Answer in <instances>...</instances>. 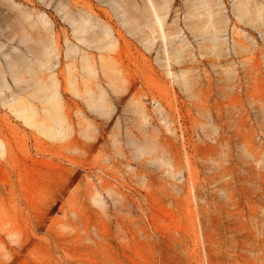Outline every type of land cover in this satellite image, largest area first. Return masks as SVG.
<instances>
[{"label": "rangeland", "instance_id": "obj_1", "mask_svg": "<svg viewBox=\"0 0 264 264\" xmlns=\"http://www.w3.org/2000/svg\"><path fill=\"white\" fill-rule=\"evenodd\" d=\"M113 1L0 0V264H264V0Z\"/></svg>", "mask_w": 264, "mask_h": 264}, {"label": "bare ground", "instance_id": "obj_2", "mask_svg": "<svg viewBox=\"0 0 264 264\" xmlns=\"http://www.w3.org/2000/svg\"><path fill=\"white\" fill-rule=\"evenodd\" d=\"M212 1L213 0H203L202 3L205 5H209ZM150 2L152 4L153 12H154V15L156 17V23H158L159 28L162 29V31L164 32V22H163V17L161 15V10L164 9V6L166 4H164V5L158 4L157 5L153 0H150ZM111 4L114 7L116 6V2H114L113 0H111ZM94 18L95 17L92 16V14H90V15L86 14V15H82V18L79 20V22L71 20V23H73L75 25L74 26V33L78 39L82 40L84 38V36L82 34L90 31L89 30L90 28L88 27V23H91L93 20H95ZM136 19L139 22V26H143L144 29L148 28L154 34L156 33L157 29L154 26V24H152L150 22L149 17L145 18L144 16H141V17H137ZM211 25L213 27H215L216 22L212 20ZM46 30L49 31V28ZM219 30L220 29L215 27V28H213V30L210 33L214 34L215 38H218L217 35H218ZM97 36H98L100 41H103V40L108 39V38H109V40H111V34L108 31H104L102 33H97ZM113 42H114V40L112 39L110 41V43H113ZM48 44L49 43H47V42L44 44L43 57L37 55L32 49H29V51L33 53V56L30 57L29 55H26L24 60H23L24 62H26V65H25L26 72L29 73V71L32 70L33 65L36 63L39 64V66H40L39 69L41 70V69H44V67L46 66L47 63H50L52 61V59L54 57L53 53L55 51V48H53V46H49ZM92 66L93 65L88 64L87 68H90ZM20 74H21V78H23L24 73L21 72ZM30 77L33 79V80H30V83H34L36 81H41L42 87H40L39 91H42V89H43L44 92L46 93V96L48 99L52 100V102L57 101V93H58L57 90L58 89H57V86L54 82L55 81L54 79H52V82H49L45 77L39 76L38 70H37V72H33L30 75ZM135 87H136V83L134 81H132V83L130 85L124 86L123 88H125L126 90H131V89H134Z\"/></svg>", "mask_w": 264, "mask_h": 264}]
</instances>
